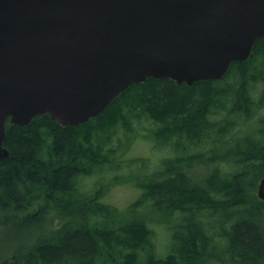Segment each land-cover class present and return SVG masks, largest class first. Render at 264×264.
<instances>
[{"label": "trees", "instance_id": "16d2710c", "mask_svg": "<svg viewBox=\"0 0 264 264\" xmlns=\"http://www.w3.org/2000/svg\"><path fill=\"white\" fill-rule=\"evenodd\" d=\"M260 55L264 64V37L222 79L188 85L149 77L78 126H62L49 113L25 126L9 118L4 146L10 154L0 159V227L33 225L40 233L0 264H139L143 249L144 264H264V200L257 195L264 177V116L255 132L243 133L236 131L238 119L229 117H251L264 107V90L258 98L250 90L249 67ZM233 71L237 84L226 81ZM219 103L228 108L222 120L211 118ZM142 115L160 124L156 140L178 152L140 183L138 199L167 214L182 212L166 256L147 249L153 229L144 217L110 226L99 200L106 187L93 193L80 187L82 177L113 160L94 140L120 124L131 129L132 119ZM204 142L209 147L202 150ZM54 220L59 224L52 226Z\"/></svg>", "mask_w": 264, "mask_h": 264}, {"label": "water", "instance_id": "95a60500", "mask_svg": "<svg viewBox=\"0 0 264 264\" xmlns=\"http://www.w3.org/2000/svg\"><path fill=\"white\" fill-rule=\"evenodd\" d=\"M260 37L264 0H0V159L9 118L78 126L149 77L222 79Z\"/></svg>", "mask_w": 264, "mask_h": 264}, {"label": "rangeland", "instance_id": "374dc122", "mask_svg": "<svg viewBox=\"0 0 264 264\" xmlns=\"http://www.w3.org/2000/svg\"><path fill=\"white\" fill-rule=\"evenodd\" d=\"M262 58V55L258 56L249 67L250 72L254 76V81L251 80L252 86L250 90L255 98L260 97L264 90V79L261 77L264 68ZM239 79V73L233 71L226 81L237 84ZM220 85L226 86L222 82H220ZM224 100L227 101L228 99L224 98ZM231 104V100L227 101L228 107ZM214 110L216 114H212L211 118L213 119L222 120V116L228 115V108L223 107L220 103ZM232 116L238 119L237 132L243 133L249 129L255 132L256 127H258V120L264 116V107L256 111L251 117H247L243 113L240 116L233 113L229 117L232 119ZM130 125L131 129H128L120 124L111 133L101 134L99 138L94 140L95 143L99 141L100 144H103L104 151L113 160L104 166L97 165L92 175L82 177L80 187L89 193H93L96 187L98 188L102 185L106 187L99 200L102 202L100 209L105 213L107 220L103 216L100 219H102V222L106 220L110 226L119 225L121 222L134 217H144L153 229L151 242L147 249L151 252L154 251L157 256H166L168 250L174 244L173 227L182 212L177 211L173 215L167 214L164 211L155 209L151 202L139 203L138 199H141L144 191L140 183L148 181V176L160 168L164 159L174 157L178 152L173 144L161 143L156 140L154 131L160 124L154 123L146 115H142L140 118H133ZM208 147L209 142H204L201 145L202 150ZM45 224V226H48L50 221ZM52 224V226H56L59 222L54 220ZM35 233L39 234L40 231L36 230L33 225L11 223L1 226L0 260L10 250L13 251L17 247L32 243ZM143 250L140 252L141 263L139 262V264H144L143 260L146 257V252L145 249ZM211 264L221 263L214 261Z\"/></svg>", "mask_w": 264, "mask_h": 264}]
</instances>
